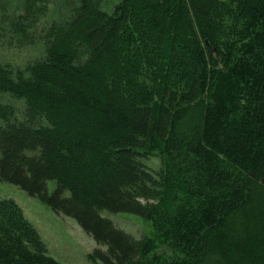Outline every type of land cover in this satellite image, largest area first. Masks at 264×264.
<instances>
[{
    "label": "trees",
    "instance_id": "16d2710c",
    "mask_svg": "<svg viewBox=\"0 0 264 264\" xmlns=\"http://www.w3.org/2000/svg\"><path fill=\"white\" fill-rule=\"evenodd\" d=\"M3 182L103 264H264V0H0ZM0 264H61L9 198Z\"/></svg>",
    "mask_w": 264,
    "mask_h": 264
},
{
    "label": "rangeland",
    "instance_id": "374dc122",
    "mask_svg": "<svg viewBox=\"0 0 264 264\" xmlns=\"http://www.w3.org/2000/svg\"><path fill=\"white\" fill-rule=\"evenodd\" d=\"M7 56L17 57L16 54ZM155 164L156 162H153V165ZM56 187V181L48 182L50 193ZM0 198L13 199L19 204L25 216L39 231L47 246L48 254L61 264H103L100 259H92L91 256L97 249H104V247L88 235L73 217L56 213L39 198L30 196L13 183H0ZM103 215L136 238H141L150 228L140 216L132 213L103 212Z\"/></svg>",
    "mask_w": 264,
    "mask_h": 264
}]
</instances>
